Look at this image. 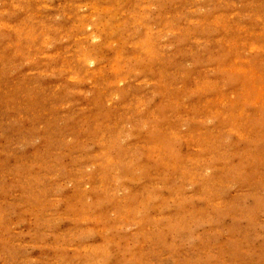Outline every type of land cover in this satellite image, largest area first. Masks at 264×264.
<instances>
[{
  "label": "rangeland",
  "instance_id": "1",
  "mask_svg": "<svg viewBox=\"0 0 264 264\" xmlns=\"http://www.w3.org/2000/svg\"><path fill=\"white\" fill-rule=\"evenodd\" d=\"M0 264H264V0H0Z\"/></svg>",
  "mask_w": 264,
  "mask_h": 264
},
{
  "label": "bare ground",
  "instance_id": "2",
  "mask_svg": "<svg viewBox=\"0 0 264 264\" xmlns=\"http://www.w3.org/2000/svg\"><path fill=\"white\" fill-rule=\"evenodd\" d=\"M90 35H91V34H90ZM82 36H83V35H82ZM93 37H94V36H93ZM91 38H92V37H91ZM96 38H97V37H96ZM112 43H113V42H112ZM112 43H111V44H112ZM108 44H109V43H108ZM251 47H252V45H251ZM83 57H84V55H83ZM86 60H87V59H86ZM70 76H71V75H70ZM111 96H112V95H111ZM107 103H108V102H107Z\"/></svg>",
  "mask_w": 264,
  "mask_h": 264
}]
</instances>
